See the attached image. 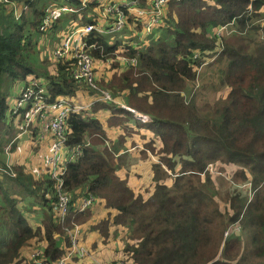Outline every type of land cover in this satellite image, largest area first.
<instances>
[{
	"label": "trees",
	"instance_id": "trees-1",
	"mask_svg": "<svg viewBox=\"0 0 264 264\" xmlns=\"http://www.w3.org/2000/svg\"><path fill=\"white\" fill-rule=\"evenodd\" d=\"M211 1L172 0L163 14L162 36L145 49L135 43L111 44L96 31L87 38L88 44L97 46L90 50L95 60L111 61V75L98 78L99 88L114 99L126 94L124 105L148 116L149 130L161 140L162 157L153 166L156 188L152 197L145 201L136 196L128 182L117 176V151L109 148L105 128L93 116L110 110L113 116L108 127H113L134 112L117 103L96 101L67 121L66 147L73 153L79 150L80 156L67 163L62 177L71 195L63 224L57 221L58 192L53 179L31 182L22 167L15 165L12 192L0 183V264H55L69 251L68 231L92 218L93 206L84 212L77 210L89 195L118 211L113 219L95 226L102 236L107 239L110 226L121 225L129 228V239L137 240L133 264H264V0ZM9 2L26 10L16 20L9 6L0 5V76L21 80L22 87L35 73L37 38L45 31L43 22L51 9L80 10L69 13L73 20L80 19V27L106 24L100 10L107 0L93 1L85 8L80 0ZM61 21L57 18L52 27ZM133 24L130 18L128 25ZM137 24L141 34L142 24ZM232 26L241 33L233 42L215 32L207 34L211 28ZM217 49L221 53L215 56L224 60L226 67L221 81L231 91L226 100L215 104L218 118L214 122L188 94L196 83L197 68ZM119 56L136 59L138 64L123 68ZM74 63L58 62L59 78L42 80L46 102L93 91L72 79ZM32 79L39 80L37 76ZM30 107L22 110L19 119L13 107L12 120L21 125ZM8 110L6 99H0V138L8 129ZM41 125L40 118L28 133L38 139ZM149 148L153 150L151 145ZM225 165L232 167L229 179L222 175L215 179L210 168ZM222 177L224 180L217 182ZM172 178L171 187L164 184ZM25 183L28 189L23 192ZM245 186H250L251 196L242 192ZM81 188H86L85 197L79 199ZM222 193L230 205L226 212L219 207ZM30 220L38 225L34 227ZM234 226L238 230H233ZM32 240L40 245L30 258L24 257L22 249ZM35 251L42 253L36 258L38 263L32 258Z\"/></svg>",
	"mask_w": 264,
	"mask_h": 264
},
{
	"label": "rangeland",
	"instance_id": "rangeland-1",
	"mask_svg": "<svg viewBox=\"0 0 264 264\" xmlns=\"http://www.w3.org/2000/svg\"><path fill=\"white\" fill-rule=\"evenodd\" d=\"M119 1L124 3V0ZM213 1H211L210 3L214 4ZM261 12H264V9H262ZM71 16L72 14L69 13L61 14L60 18L62 19V21L60 23H57L54 27L47 28L43 33L39 35V37L37 38L36 54L33 56V67L35 73L29 75L26 80L29 81L34 76H37L40 82H43L42 80L46 77H54L55 79L59 78L60 75L56 70V66L58 65L59 61L54 58L53 51L61 45L62 40L67 35L72 34L76 28L82 25L80 19L73 20ZM224 28L225 30L223 36H226L230 42H233L236 36H239L241 34L237 33L236 29L233 26L231 28ZM164 29L165 28L159 30L154 38L148 40L143 35H141L138 30L134 28V26L131 27L126 23V25L121 31H107L104 33V36L110 41L111 44H113L115 41H120L122 43H135L145 49L150 43L162 36ZM247 32L248 31H246L244 34H246ZM213 33V28L209 29L207 32L209 36L213 35ZM258 39L259 36L255 35L254 41H257ZM35 41L36 40L34 39V42ZM220 51L221 49H217L213 53H208L209 57H206V61L204 62V64L201 67H198L196 70L198 74L197 80L196 83H194L191 87L190 92L188 94L191 95L189 99L191 100L193 98L192 101L198 105L202 114L211 117L214 122H216V119L218 118L217 116H215L213 110L215 104L217 102L226 100L228 94L231 91V87L224 85L221 81L222 71L226 67L225 61L217 59L216 57L218 54L221 53ZM98 74L106 78L110 76V72L106 70L103 63H101L99 66ZM22 85L23 83L19 79H12L7 75L0 76V99H6L7 104L9 106L6 119V122L8 123V129L0 138V145L2 149V151L0 152V183L3 186V189L9 190L10 193L12 192V182L15 178H12L13 176L11 173H9L8 167H11V172L13 174H16V172H14L13 170V167L15 165L22 167L25 174V178L31 182L37 180L44 181L50 178V174L46 167L48 164V160L50 159V156L52 154L51 149L54 144V141L50 137L45 140L39 139V137L38 139H35L28 132H22V128L18 124V120H12L10 112L15 106L16 99H18ZM125 95L126 94L124 93L119 94L115 97V99H120V102L122 101L121 103H124L125 101L123 98ZM98 96L99 95H97L95 92H90L86 90L81 91L78 97H67L66 99L69 103L73 105L82 104L84 106H87V104L94 101L96 98L98 99ZM87 114L91 115L89 112H87ZM104 114L105 113L100 112L94 114L93 116L99 120H104ZM123 138L125 140L120 141L109 137V148L114 152L125 150L128 147V140H126L125 136H123ZM159 140L160 139L158 137L151 140L155 148H158L160 146ZM44 144L48 147L44 148ZM8 146L10 147L9 151H6V147ZM134 155H140V153L136 152ZM120 169L127 170L129 172L132 171V167L129 164V159L127 155L121 156L120 159L117 160L116 174L118 177L121 178L118 172ZM210 170L215 176V179L218 178L217 176L221 175L229 179V174L232 171V167L230 165H225L220 169V167L214 166L210 168ZM225 177L219 178L217 182H219V180H224L223 178ZM167 181H169L170 184H168ZM172 183L173 178L167 179L164 182V184L168 187H171ZM27 189L28 183H25L21 187V190L23 192H26ZM85 190L86 188H81L79 192H84ZM242 192L245 194H249L250 196L252 195L250 186L243 187ZM224 198L225 193H222V196L218 198V202L220 210L225 209L226 212L230 209V205L229 203H226L224 201ZM95 204V206L93 205V210L95 212L94 220L106 217V212H113L111 210L106 209L104 207V204L101 202H97ZM99 207L101 208L104 214H98L97 210ZM84 229L88 230L89 233L87 237L82 242H80V247L85 250V254L82 257H78L80 260L79 263L110 264V260L112 259L111 257L116 254L115 250L113 249V246L121 244L120 242L116 241L117 234L112 231L109 240L106 243H103L101 237L95 231H89V227ZM233 230H238V226H234ZM129 238L130 230L128 228L129 242H137V240H131ZM93 244L97 246L93 248ZM61 245H63V243H61ZM135 245H137V247L132 246L130 250L126 251V253L131 255V258H129V262L125 260V264H131L133 258L132 254L134 253L135 248H138V244ZM41 247H43V244H41ZM110 248L111 250L113 249L111 256L107 254V250ZM30 250L31 248L29 246H25L22 249V253L28 254L30 253ZM119 260L114 263L120 262ZM235 263L236 262H234V264ZM70 264H75V262L72 261Z\"/></svg>",
	"mask_w": 264,
	"mask_h": 264
},
{
	"label": "built area",
	"instance_id": "built-area-1",
	"mask_svg": "<svg viewBox=\"0 0 264 264\" xmlns=\"http://www.w3.org/2000/svg\"><path fill=\"white\" fill-rule=\"evenodd\" d=\"M81 5L85 8L89 4L96 0H80ZM103 1V0H101ZM172 0H124V3L119 0H107L102 4L100 15L106 21L103 27H96L88 24L84 27L76 28L75 31L67 35L60 46L53 51L54 58L59 62H69L74 60V68L72 72V79L75 81H82L98 96L97 101H104L110 103H117L121 105L123 109L130 110L136 114L138 119L144 123L150 122V118L146 115L137 113L126 105L116 102L112 95L108 91L101 90L97 84L98 78L101 76L98 74V69L101 63L104 64L106 70L109 71L111 61L98 62L93 58L90 50L96 49V44H88L87 38L94 31L99 34H104L107 31H121L130 18L134 19V28L137 29L138 24H142V33L145 38L151 40L157 35L160 27L163 23V14L165 8ZM182 1V0H176ZM143 2L145 6H143ZM0 5L9 6L13 12L16 20L20 19L22 12L26 8L21 9L16 4H10L9 0H0ZM80 11V10H78ZM73 7H56L50 10L49 15L43 22L42 29L52 27L53 22L64 13H77ZM225 28L214 30L216 35L221 38L224 34ZM221 45V41H220ZM137 47L143 49V47L136 44ZM198 56H196L197 58ZM117 60L120 62L123 68L136 66L138 61L136 59H130L125 56H119ZM110 72V71H109ZM111 75V73H110ZM103 77V76H101ZM106 78V77H105ZM107 79V78H106ZM46 88L39 80H29L27 86L21 88V97L16 99L14 106V114H17V118L21 117L22 110H26L29 106L30 109L24 116L23 123L20 125L24 130L22 132H28L32 126L37 125V120L42 119L41 133L39 139L45 140L48 137L52 138L54 144L52 146V154L48 160L47 170L50 174V178L56 182V188L58 192V204H57V221L59 224H63L66 220L67 214L71 206V195L65 189L62 177L66 172V165L68 162L74 161L80 156V151L75 153L71 152L66 147L67 142V121L72 114H79L87 110L92 106H84L82 104L73 105L67 101L66 98H57L54 102H46L44 94ZM9 146L6 147V151H9ZM9 173L13 177L16 174L11 172V167H8ZM96 200L93 196L82 199L77 206L79 212H84L88 208H91L95 204ZM81 235L80 227L76 226L74 229L68 231L70 245L72 250L66 252V255L58 260L55 264H68V260L73 256L74 250L78 255L82 257L85 252L82 249H77L79 242V236ZM40 251H35L32 258L36 263V259L41 255ZM114 264H125L122 262Z\"/></svg>",
	"mask_w": 264,
	"mask_h": 264
},
{
	"label": "crops",
	"instance_id": "crops-1",
	"mask_svg": "<svg viewBox=\"0 0 264 264\" xmlns=\"http://www.w3.org/2000/svg\"><path fill=\"white\" fill-rule=\"evenodd\" d=\"M97 100L98 99L96 98L94 101L87 104V106L91 104L93 105ZM116 102L121 103L122 101L120 102V99H117ZM121 104H125V102ZM100 112L105 113L103 115L104 120L100 119V121L105 128L107 138L109 139V137H111L117 140L119 138L125 140L123 138V136H125L126 140H128V147L125 150L117 151V160H119L121 156L127 155L129 159V164L132 167V171L129 172L127 170L120 169L118 172L121 178L120 177L119 178L122 179L123 181L128 182V185L134 191L136 196H140L145 201L148 200L155 193L156 182L154 180L153 166L159 163V160L161 157L159 154V151L162 147L161 140H159L160 146L158 148H155L151 140L157 137H155V135L148 128V124L150 122L144 123L140 121L138 117L136 116V114L134 113L132 117L125 120L123 124L113 126V127H108V120L113 116V113H111L110 110H102ZM122 118H125V117H122ZM149 145L153 147V150L149 148ZM43 147L45 148L48 146L44 144ZM136 152L140 153V155H134ZM167 183L170 184L169 181H167ZM79 194H81L79 199H82L85 197L83 196L84 192H79ZM97 202H101L104 204V202L102 201H97ZM93 207H92L93 215H92L91 220L84 225H79L80 231H82V233H81V236L79 237L80 241L78 242L77 249H82L85 252V250L80 247V242H82L87 237L89 232L88 230L84 228L89 227L90 228L89 231H95L101 237V240L103 243H106L109 240L112 231H114L117 234L116 241L120 242L121 244L113 246V249L115 250L116 254L111 257L112 259L110 260V264L116 262L119 259H124V260H119L122 263H126V261L129 262V258H131V255L126 253V251L129 250L128 245L130 244L131 248L132 246L137 247V245L135 244H138V242H135V241L129 242L128 228L121 226V225L110 226L107 239L104 236H102L101 233L97 229H95V226L99 225L103 220H108L110 218L113 219L118 214V211L109 209L104 204V207L106 209L111 210L113 212H106L107 213L106 217L94 220L95 212L93 210ZM97 212L100 215H102L103 213L100 207L98 208ZM30 222H32V225L34 227L38 225L37 224L38 221L30 220ZM37 242L38 241L36 240H32L29 243V245H27L31 248L30 253L28 254L22 253V255L24 257L30 258L35 248L40 245V244H37ZM95 244L92 245L93 248L97 246ZM69 249L72 250L71 245H69ZM112 250L111 248L107 250V254L109 256H111L113 252ZM72 255L73 256L68 260V264H70L72 261H74L75 264H80L79 263L80 260L78 258L80 256L78 255L77 251L74 250V253ZM133 262L135 261L132 258L131 264H133Z\"/></svg>",
	"mask_w": 264,
	"mask_h": 264
}]
</instances>
